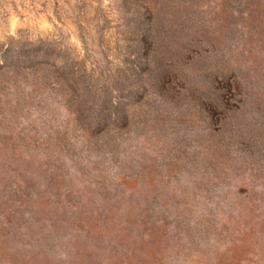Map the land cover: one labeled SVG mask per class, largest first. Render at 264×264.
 <instances>
[{
	"label": "rangeland",
	"instance_id": "1",
	"mask_svg": "<svg viewBox=\"0 0 264 264\" xmlns=\"http://www.w3.org/2000/svg\"><path fill=\"white\" fill-rule=\"evenodd\" d=\"M0 264H264V0H0Z\"/></svg>",
	"mask_w": 264,
	"mask_h": 264
}]
</instances>
